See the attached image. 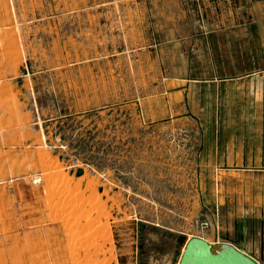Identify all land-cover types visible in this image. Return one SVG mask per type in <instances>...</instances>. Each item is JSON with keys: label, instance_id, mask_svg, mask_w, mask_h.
<instances>
[{"label": "rangeland", "instance_id": "obj_1", "mask_svg": "<svg viewBox=\"0 0 264 264\" xmlns=\"http://www.w3.org/2000/svg\"><path fill=\"white\" fill-rule=\"evenodd\" d=\"M215 137L264 169V0H0V264H179L206 231L248 249L264 170L202 169Z\"/></svg>", "mask_w": 264, "mask_h": 264}, {"label": "crops", "instance_id": "obj_2", "mask_svg": "<svg viewBox=\"0 0 264 264\" xmlns=\"http://www.w3.org/2000/svg\"><path fill=\"white\" fill-rule=\"evenodd\" d=\"M153 22H156L155 20H151V19H141L138 23L139 27H143V28H147L148 26H152ZM174 25L176 26V22H174ZM206 38L207 35L204 36H197L194 37L192 36L190 42H193L194 39H196L195 41H197L200 44H206ZM144 47H145V52L144 54L146 55L147 60L150 61V63H148L149 67L152 65V59H151V48H152V44H148V41L146 39H144ZM202 49H206L205 46L202 47ZM195 68V67H194ZM191 74L194 75H207L209 74L208 70H203L202 68L200 70H190ZM188 83V81H186ZM192 82L194 84H202L205 85L204 83H206L207 81H189ZM218 81H210L207 82L209 83V85L213 84L214 86L219 85V83H217ZM184 83V79H169L167 81V83L164 85V88L168 89H174L177 93L181 92L184 88L185 85L183 86ZM187 87V84H186ZM160 89H163L162 87H160ZM211 138V137H209ZM213 139V137H212ZM216 141L214 143H212V148L210 151V154H207L206 160H203V158L201 159V167L204 170L210 171V172H217V176L219 175L218 172L221 171V169L225 166V164H231L236 166L237 171H239V174L242 175L244 174V172L246 171H256L259 169L264 170L257 162V157H256V151H252L251 149H246L245 145L241 148H237V150L235 151L234 147L235 145H233L231 147V151L229 153H225V144L224 142L220 141L219 138L215 137ZM214 148V149H213ZM208 149V148H207ZM210 149V148H209ZM208 149V150H209ZM203 151L201 152V156H203L204 154V148L202 149ZM247 150V151H246ZM236 155V156H235ZM190 164V169H194V167L192 166L193 163L189 162ZM195 166V165H194ZM264 214L261 212V214L259 215V218H263ZM205 235L207 236H200L197 235L196 237L201 238L205 241H207L209 244L213 245L212 243H215L216 245L218 244H223V243H231V242H239L242 245L246 244V234L243 230V233L241 234V238L240 240L238 239L239 234L234 231L232 233V235L230 236L229 234H220L212 233V237L211 238L207 233L208 231L204 232ZM248 237V234H247ZM249 238H250V245L248 246L249 248L246 250L248 252H250L251 254H254L255 257L259 256V247H260V241L262 238V227L261 229H259V233L255 234V231L252 229V233L249 234ZM213 239V241H211ZM239 240V241H238ZM240 245V244H239ZM241 246V245H240ZM253 246H254V250H253Z\"/></svg>", "mask_w": 264, "mask_h": 264}, {"label": "water", "instance_id": "obj_3", "mask_svg": "<svg viewBox=\"0 0 264 264\" xmlns=\"http://www.w3.org/2000/svg\"><path fill=\"white\" fill-rule=\"evenodd\" d=\"M179 264H264V232L258 257L248 252L245 244L228 242L213 247L201 238H192L186 243Z\"/></svg>", "mask_w": 264, "mask_h": 264}, {"label": "built area", "instance_id": "obj_4", "mask_svg": "<svg viewBox=\"0 0 264 264\" xmlns=\"http://www.w3.org/2000/svg\"><path fill=\"white\" fill-rule=\"evenodd\" d=\"M204 226H206V224H203Z\"/></svg>", "mask_w": 264, "mask_h": 264}, {"label": "bare ground", "instance_id": "obj_5", "mask_svg": "<svg viewBox=\"0 0 264 264\" xmlns=\"http://www.w3.org/2000/svg\"><path fill=\"white\" fill-rule=\"evenodd\" d=\"M249 251V250H248Z\"/></svg>", "mask_w": 264, "mask_h": 264}]
</instances>
